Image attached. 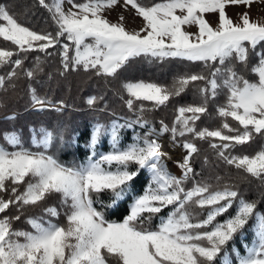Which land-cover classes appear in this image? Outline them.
I'll use <instances>...</instances> for the list:
<instances>
[{"label":"snow or ice","instance_id":"1","mask_svg":"<svg viewBox=\"0 0 264 264\" xmlns=\"http://www.w3.org/2000/svg\"><path fill=\"white\" fill-rule=\"evenodd\" d=\"M38 2L51 14L55 33L32 30L0 5V40L15 46L0 48V69L10 66L0 75V90L14 88L12 82L21 72L34 80L43 70L40 58L25 69L23 54L51 55L49 49L60 52L61 75L83 69L117 79L140 57L200 63L206 71L178 74L171 84L123 82L128 97L124 102L137 113V119L123 124L113 121L109 126L95 124L87 145L91 154L79 165L69 166L49 154L54 141L63 140L60 130L30 128V143L36 151L25 147L20 132H5L3 139L9 147L0 144V264H108L109 258L116 264H216L218 258L220 264H233L226 246L238 233L243 235L249 221L255 225L254 239L244 245L245 254L233 249L237 264H264V212L257 210V202L243 198L235 185L214 186L197 179L192 164L200 152L195 141L204 140L220 160L264 184V146L251 156L233 154L238 146L264 137V52L256 53L258 62L250 68L255 81L236 68L237 63L247 66L250 50L264 45V23L252 20L247 12L234 22L226 12L229 5L250 8L255 0H160L152 4L123 0L121 6L130 7L144 22L139 30L131 31L122 15L117 22L104 15L120 0H68L71 7L67 11L64 0ZM207 13L218 14L215 27L205 18ZM186 26L198 30L189 32ZM190 86H195L200 102L177 107L171 126L161 120L157 128L144 119L146 111L167 106ZM28 91L37 111L66 107L63 101L54 104L40 96L35 87L29 86ZM221 94L225 100L216 105L220 126L198 128L197 122L210 115L209 103ZM101 100L103 96L93 95L86 102L95 107ZM15 118L14 114L8 117ZM133 125L147 131L137 134L132 143L122 144L121 130ZM105 135L110 150L99 152L97 146ZM165 135L174 147L185 150L182 161L176 162L180 175L172 173L165 162L168 153L161 143ZM142 170L149 175L148 183L141 194L133 196L128 214L120 221L107 219L102 209L114 208L129 196ZM102 193H110L108 204L100 200ZM55 194L66 209L65 223L29 217L32 231L13 228L25 208ZM234 205V214L218 220ZM12 207L20 215H7ZM165 209L167 214L161 215ZM44 212L49 217L61 215L57 207H46ZM154 218L158 223L152 227Z\"/></svg>","mask_w":264,"mask_h":264},{"label":"trees","instance_id":"2","mask_svg":"<svg viewBox=\"0 0 264 264\" xmlns=\"http://www.w3.org/2000/svg\"><path fill=\"white\" fill-rule=\"evenodd\" d=\"M48 1V0H46ZM84 0H75V3H82ZM145 4L160 2V0H142ZM0 5L6 6L11 14L18 22L38 32L55 33V24L52 21L49 11L42 7L38 0H0ZM15 46L10 42L0 40V48L13 49ZM51 55L43 52L33 51L27 54L24 59V68H31L37 63V57L42 71L39 72L34 80L21 75L13 81L15 87H7L6 90H0V114L9 110L15 111V119H8L10 116H0V144L9 147L3 139V134L8 131H18L22 135L25 147L34 148L30 143L29 129L32 127H45L49 130L62 131L63 140L57 138L52 147L48 150L49 154L54 155L62 163L69 166L79 165L87 160L91 154L87 147L90 140L91 131L95 124L101 123L106 126L111 125L113 121L121 124L125 121L132 122L137 119V113L130 111L125 100L128 98L122 89V83L126 81H152L162 84H171L174 76L183 73H193L206 71L200 63L183 61L179 59H169L163 62L151 60L149 58L140 57L132 62L121 71L117 79H105L96 76L94 72H85L83 69L77 71H68L61 75L63 67L61 64V56L58 50L49 49ZM257 52H264V45L258 46L256 51L249 52V61L247 66L236 64V68L249 80H256L257 77L250 71V68L258 62ZM15 59V57H14ZM10 70V66L0 69V75ZM199 83V82H198ZM29 86L35 87L40 96H46L51 101H63L66 107L63 111H55L49 109L47 111H37L35 109H27L30 105L31 98L29 94ZM103 96V100L99 101L95 107H89L87 98L89 96ZM123 96V99L121 98ZM225 96L221 94L216 101L209 103L210 115H205L197 122L198 128L208 127L213 129L219 127L220 119L216 117V105L223 103ZM199 95L195 90V86L189 89L181 96L172 99L167 106H162L152 111L144 113V119L148 120L157 128L160 121L163 120L171 126L175 115L176 108L182 105L199 103ZM139 103V102H138ZM146 106L150 107L148 102ZM123 117V118H120ZM234 127L236 122L229 120ZM147 130L139 125H133L132 128H124L121 130L122 144H128L133 141L137 134L143 135ZM169 140L170 137L165 135ZM185 139H191L186 137ZM200 152L193 157V167L196 170L197 179L207 181L216 186L224 184L235 185L240 195L246 200L256 201L259 212H264V184L242 170L236 169L234 166L226 164L220 160L216 151L209 147V143L204 140H196ZM264 146V137L257 136L252 142L238 146L233 154L253 155L261 147ZM11 150V149H10ZM110 140L107 135L102 137L101 143L97 146V151H109ZM181 147L176 146L175 161H178ZM185 150L182 151L180 161H182ZM207 157V163H205ZM177 165V163H176ZM134 167V166H133ZM217 177L221 179L217 181ZM149 177L146 171H141L139 176L133 181L132 193L125 197L114 208H103L106 218L110 220H122L129 211V205L134 195L141 193L148 183ZM23 187L21 186V191ZM7 198V194H5ZM100 200L104 204L110 202V193H102ZM46 207H57L61 213L59 217H49L45 212ZM98 209L100 205H97ZM233 209L224 216L218 217V220L224 219L227 215L233 214ZM66 209L61 206L60 196L55 194L46 201L35 207H27L20 215L14 207L10 208L7 215H20L19 220L13 221V228L17 230L32 231L31 226L27 223L29 217H41L44 221L52 220L54 223H65L64 212ZM168 209H165L161 215H166ZM199 213V209L195 210ZM206 211V210H205ZM203 218V217H201ZM158 223L157 219H153L151 226L155 227ZM255 225L253 221H249V225L243 230V235L237 234L232 241L226 246V250L231 256L233 264H237L233 249H238L239 253L244 251V243L250 242L254 237ZM222 251L220 256L223 257ZM108 264H116L114 258H109ZM216 264H220V258Z\"/></svg>","mask_w":264,"mask_h":264},{"label":"rangeland","instance_id":"3","mask_svg":"<svg viewBox=\"0 0 264 264\" xmlns=\"http://www.w3.org/2000/svg\"><path fill=\"white\" fill-rule=\"evenodd\" d=\"M46 2L51 3L52 0H48ZM122 4H123V0H120V4H118L117 6H115L112 9L105 10L104 15L111 22H117L119 17L122 15L124 17L123 23H124L125 27L128 30H130V31L131 30H139L143 26V23H144L142 18L137 16L135 14V11L132 10L130 7L127 10L124 9L121 6ZM70 7H71V5L68 3V0H64L65 11H67ZM226 12H227L228 16L231 19H233L234 22H238L239 19H240L241 14L247 12L250 15V18L252 20L258 21L260 23H264V0H255V2L251 5L250 8L246 7L244 5H229L226 8ZM205 18L209 21V23L213 27H215L218 24V14L217 13H207V14H205ZM186 30L189 31V32L195 33L198 29H197L196 26H186ZM52 102L53 103H59V100L58 101H52ZM11 111L12 110H9V111H7L5 113H2V114H0V116H12L13 114L11 113ZM12 112H14V114L16 113L15 111H12ZM132 142H130V143H132ZM182 151H183V149L181 148L178 161H180V157H181ZM99 152H107V151H99ZM166 163H167V166H168L169 170L172 173H174L176 175H180L181 174V170L176 165L175 154H174V163L173 162L172 163L166 162ZM147 176L149 177L148 173H147ZM141 193H139V194H141ZM131 203H132V201L130 202V204ZM233 214H234V212H233ZM224 219H222L220 221H223ZM253 239H254V237H253ZM253 239L250 242H248V243H244V245H246V244L250 245L251 242L253 241ZM245 251L246 250H245V247H244V251L242 253H240V254H245Z\"/></svg>","mask_w":264,"mask_h":264},{"label":"bare ground","instance_id":"4","mask_svg":"<svg viewBox=\"0 0 264 264\" xmlns=\"http://www.w3.org/2000/svg\"><path fill=\"white\" fill-rule=\"evenodd\" d=\"M54 104H58V103H54ZM11 113L14 114V112L12 111ZM170 141L171 140H169L166 136L161 137L163 151L168 153V157L165 158V161L169 163H172V162L174 163V154H175L176 146L174 148L173 144Z\"/></svg>","mask_w":264,"mask_h":264},{"label":"water","instance_id":"5","mask_svg":"<svg viewBox=\"0 0 264 264\" xmlns=\"http://www.w3.org/2000/svg\"><path fill=\"white\" fill-rule=\"evenodd\" d=\"M60 102V101H59ZM27 109H34L33 107H32V103L27 107ZM147 130V129H146Z\"/></svg>","mask_w":264,"mask_h":264},{"label":"built area","instance_id":"6","mask_svg":"<svg viewBox=\"0 0 264 264\" xmlns=\"http://www.w3.org/2000/svg\"><path fill=\"white\" fill-rule=\"evenodd\" d=\"M12 115V114H11Z\"/></svg>","mask_w":264,"mask_h":264}]
</instances>
